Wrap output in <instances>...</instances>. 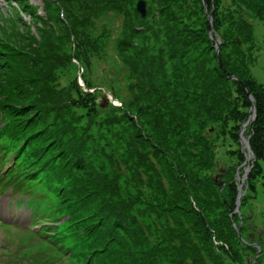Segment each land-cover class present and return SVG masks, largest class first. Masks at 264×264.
<instances>
[{
  "label": "rangeland",
  "instance_id": "rangeland-1",
  "mask_svg": "<svg viewBox=\"0 0 264 264\" xmlns=\"http://www.w3.org/2000/svg\"><path fill=\"white\" fill-rule=\"evenodd\" d=\"M6 1L0 14L9 25L0 37L32 56L1 52L0 78L14 80L15 105L37 133L16 136L25 167L40 160L30 151H44L38 165H48L33 184L38 205L43 201L36 224L53 227L48 237L12 228L9 236L31 238L32 250L50 253L40 264H85V239L65 236L88 213L63 206L64 159L75 193L89 196L86 209L104 211L98 235L115 264H264V247L257 254L247 246L251 234L256 242L264 232V109L257 111V102L264 107V0H148L145 19L139 0H11L13 12ZM246 113L254 118L243 153ZM5 114L0 99V118L18 132ZM255 124L260 137H248ZM221 169L227 182L238 183L239 171L247 177V243L232 225L240 221L236 208L224 207L233 185L221 190L213 181ZM20 212L30 225L29 211ZM90 264H103L102 257Z\"/></svg>",
  "mask_w": 264,
  "mask_h": 264
},
{
  "label": "trees",
  "instance_id": "trees-1",
  "mask_svg": "<svg viewBox=\"0 0 264 264\" xmlns=\"http://www.w3.org/2000/svg\"><path fill=\"white\" fill-rule=\"evenodd\" d=\"M8 1L11 2V0H8ZM17 1H18V3L20 2L19 0H17ZM135 33H138V32H135ZM131 36L132 37L127 36V38L125 40V45H129V44L133 43V41H134L133 37L135 36V34H132ZM237 44L239 45V42H237ZM222 45H223V43H221V46ZM239 46H241V45H239ZM18 51L20 53H18ZM1 52H3L5 55H8L7 58H10L9 55L10 56L16 55L17 57L24 56V55L32 56V52H30L29 50H27L24 47L22 49L17 47V45L15 43L7 40L3 36L0 37V54H1ZM24 57H27V56H24ZM216 57L219 61H221V57H219V56H216ZM3 64H7V59L4 62H2V65ZM0 70H1V68H0ZM11 81H12V84H11ZM11 81H10V79H8V77H5L4 74H2V77L0 78V99L3 100V105H4V109L6 110V113L8 115V117H7L8 120L11 119V121L9 120L10 124H13L14 130L18 131V132H11L8 127L4 128V130H5L4 133L6 135V138H4V141H7L10 146L14 147L15 151L17 152V156H18V159H16V162L14 165L15 168L12 169L11 171H8V172L13 178H17L15 180V182L18 183L19 188L28 189L29 187H31L32 182L37 181V180L41 181L40 176H41L42 170L45 169V165L47 163L38 165V162L42 160L40 158V155L41 156L44 155V151L41 149L30 151V157H32V159L33 158H34V160L40 159L38 162H35L31 168L29 165L27 167H25V165L23 164V160L20 159L19 154L22 152L23 146H21V149L18 151V146L20 145V143L16 144L18 142V140H16L17 134L23 136V138L26 140H30L31 138L36 136L37 133L35 134L32 131V126H34V125L30 122L31 118H27V117L22 118L21 107L19 105H15L16 99L18 98V96H17L18 89H17L16 84H14V80L12 78H11ZM241 84H242V86L244 85L242 82H241ZM12 88H14V90H15V97H12ZM248 101H249V106L251 108V100H250L249 96H248ZM262 108L264 109V107L260 106L259 102H257V111L261 112ZM249 117L250 116L247 113L245 116H243V118H244L243 123L244 124L248 122ZM23 120H25V121H23ZM24 122H26V123H24ZM28 124H31V130H30V128H27ZM28 126H30V125H28ZM258 130H259V134L261 135V128H260L259 124L258 125L255 124L254 129L252 128V126H250L249 131H248V137L251 136L252 132H255V134L258 133ZM12 137L15 138V140L12 141ZM255 137H260V136H257V134H256ZM255 140L257 141V139H255ZM251 144H253V142H251ZM51 159H52V157L46 159L45 161L47 162ZM63 162H64L65 166H67L64 159H63ZM65 166H64L65 170H63L62 167L59 165V167L61 168L60 172L64 175L66 173L68 176L67 185H65L62 188L63 190H61V194L63 193V197L61 198L63 201L62 202L63 206L70 208L71 212L75 213L76 215L77 214L83 215L85 213H88L86 216H83V217L78 216V217H80L76 221L78 223H76L73 226V231L68 232V233H70V235L67 237L71 238V237L75 236V237H77V239H82V238L85 239L81 243L78 242V243H80V246L83 247V249L81 251L83 252L82 257H84V263L85 264H90V259L94 258L96 256L102 257L103 264H115V258L113 257V254H114L113 249L109 248L108 246L102 245L101 237L98 235V233L102 234L101 227H102V224H103L104 219H105L103 209L102 208H96L93 211L86 209V205L88 203L89 196L87 194L75 193V191H74V188L76 186L75 180L72 181V179L71 180L69 179V175L67 173L68 170ZM256 167H257V169L260 168L258 163H257ZM69 173H70V171H69ZM55 176H57V174ZM51 177L52 176L50 175V178ZM213 181H214V179H213ZM231 182H232L234 188H232L231 191H229L230 189L228 190L229 195L227 198L229 200L228 204H230V205L224 203V207L228 212L233 207H235V200H236V194H237L236 182L234 180H232ZM214 183H215V181H214ZM251 186H253V185H250V187ZM50 191H52V190L49 189L48 192H50ZM56 191H57V188H56ZM225 197H227V195H225ZM191 198H192V200H194V197L192 195H191ZM242 214H243V212H242ZM76 215H74L75 218H77ZM76 225H80V228L76 229L75 228ZM49 228L52 229L53 227H49ZM85 246H87V247H85ZM26 254H28L27 255L28 257L23 259L24 262L26 261L27 264H40L39 263L40 257L38 255H36L35 253H31V252H26ZM41 256H42V259H45V260L51 259V254H49V255L48 254H45V255L42 254ZM216 257L218 258L219 256L216 255ZM55 264H60V263H55ZM138 264H139V261H138Z\"/></svg>",
  "mask_w": 264,
  "mask_h": 264
},
{
  "label": "flooded vegetation",
  "instance_id": "flooded-vegetation-1",
  "mask_svg": "<svg viewBox=\"0 0 264 264\" xmlns=\"http://www.w3.org/2000/svg\"><path fill=\"white\" fill-rule=\"evenodd\" d=\"M246 124V123H245ZM240 139V138H239ZM240 144H241V149L243 150V153H244V147H249V143L248 141L245 139V143H244V147L242 145V142L240 141ZM250 156L253 157V155L251 154V152H249ZM245 158H244V163L243 165L245 166V168H247L248 170H251L250 169V166L247 167V163H248V156L247 154L245 153L244 154ZM221 173L222 174H218L220 177H219V181L220 182H224V184L221 186V190L222 189H225L227 186V184L229 183V185L232 184V182H227L226 179H225V176L227 175V172L224 170V169H221ZM247 174V173H246ZM237 176L239 177L238 178V183L236 182V189H237V194H236V200H235V210L232 212V214H239L240 216V221H239V224H240V228H239V225L238 224H234V220L232 221V225L235 227V230L237 232V235H238V238L241 240L244 241L243 237H242V229H244V226H243V223L245 222L244 218L242 217V209L244 207V205L246 204V199H247V192H245V190L248 189V184H244L245 183V180H246V176L245 177H240V171L237 173ZM214 181H215V177H214ZM235 181V180H234ZM226 182V183H225ZM216 183V182H215ZM217 185V184H216ZM233 185V184H232ZM233 187L231 186V189ZM225 203L228 204L227 200H225ZM230 205V204H228ZM231 214V215H232ZM233 214V215H234ZM239 232H240V235H239ZM258 235H259V239L260 241H256L254 242V239H255V234H251L250 235V239L253 241V243L251 244H247V246H250V247H253V249H256L257 250V254L258 252H261L263 251L262 248L264 247V232L263 231H259L258 232ZM250 240V241H251ZM246 241V240H245ZM244 241V243H245ZM247 243V241H246Z\"/></svg>",
  "mask_w": 264,
  "mask_h": 264
},
{
  "label": "water",
  "instance_id": "water-1",
  "mask_svg": "<svg viewBox=\"0 0 264 264\" xmlns=\"http://www.w3.org/2000/svg\"><path fill=\"white\" fill-rule=\"evenodd\" d=\"M148 2H149L148 0H139L137 2L136 10L140 14V16L142 17V19H145L147 17V15H148ZM209 33H210L211 39L213 41H215V43L217 45L216 49L218 50L219 49L220 42L214 37L211 26H210V29H209ZM239 45H241V42L240 41H239ZM85 88L89 92L95 91V89L94 90H91V89L87 88L86 86H85ZM106 92L110 95L109 91H106ZM247 93H248V96L250 97V100H251V111H252L253 114H255V106H254V103H253L252 95L249 92H247ZM253 118H254V115L242 127L241 134H240V140L242 142L243 147H244V143H245V137L243 136V133H244V131L246 129L247 124H249L252 121ZM218 179H219V176H215V182H216V184L222 186L224 184V182L219 183L218 182ZM239 235H240V232H239Z\"/></svg>",
  "mask_w": 264,
  "mask_h": 264
},
{
  "label": "bare ground",
  "instance_id": "bare-ground-1",
  "mask_svg": "<svg viewBox=\"0 0 264 264\" xmlns=\"http://www.w3.org/2000/svg\"><path fill=\"white\" fill-rule=\"evenodd\" d=\"M80 82H81L80 85H81L83 88H85L84 80H83L82 78L80 79Z\"/></svg>",
  "mask_w": 264,
  "mask_h": 264
}]
</instances>
